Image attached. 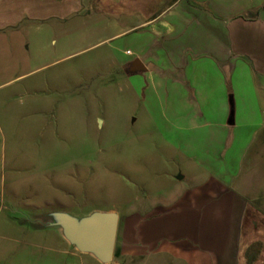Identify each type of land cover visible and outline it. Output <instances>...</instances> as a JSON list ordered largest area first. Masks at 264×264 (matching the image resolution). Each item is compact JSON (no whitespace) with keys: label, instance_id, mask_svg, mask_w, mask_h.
Listing matches in <instances>:
<instances>
[{"label":"crops","instance_id":"1","mask_svg":"<svg viewBox=\"0 0 264 264\" xmlns=\"http://www.w3.org/2000/svg\"><path fill=\"white\" fill-rule=\"evenodd\" d=\"M80 18L95 46L130 37L121 63L177 132L209 133L205 161L180 142L192 183L125 220L110 264H264V0H0L16 49L20 28L62 45Z\"/></svg>","mask_w":264,"mask_h":264},{"label":"rangeland","instance_id":"2","mask_svg":"<svg viewBox=\"0 0 264 264\" xmlns=\"http://www.w3.org/2000/svg\"><path fill=\"white\" fill-rule=\"evenodd\" d=\"M19 31L17 49L11 32L0 36V264H101L55 216L116 213L120 248L125 220L189 188L178 146L193 142L205 161L208 129L177 132L176 118L157 113L153 86L121 63L130 37L95 46V22L83 18L62 45L53 32Z\"/></svg>","mask_w":264,"mask_h":264},{"label":"water","instance_id":"3","mask_svg":"<svg viewBox=\"0 0 264 264\" xmlns=\"http://www.w3.org/2000/svg\"><path fill=\"white\" fill-rule=\"evenodd\" d=\"M65 240L82 254L95 257L102 264L113 259L119 217L116 213H95L83 219L67 214L55 216Z\"/></svg>","mask_w":264,"mask_h":264}]
</instances>
